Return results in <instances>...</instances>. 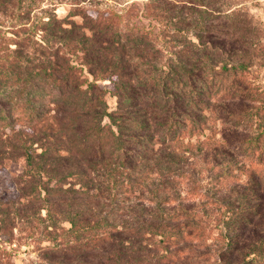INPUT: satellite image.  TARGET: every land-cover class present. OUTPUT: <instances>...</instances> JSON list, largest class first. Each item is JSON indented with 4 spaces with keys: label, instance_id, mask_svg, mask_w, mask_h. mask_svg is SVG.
I'll return each mask as SVG.
<instances>
[{
    "label": "trees",
    "instance_id": "obj_1",
    "mask_svg": "<svg viewBox=\"0 0 264 264\" xmlns=\"http://www.w3.org/2000/svg\"><path fill=\"white\" fill-rule=\"evenodd\" d=\"M39 2L1 5L16 6L22 28L13 48H0V170L22 164L17 198L0 201L1 233L17 225L48 243V264H90L99 251L104 264H199L210 249L216 264H264V77H249L262 60V24L242 8L222 13L230 0H157L159 50L117 14L75 10L66 21ZM196 146L215 167L235 156L248 163V188L225 205L219 235L167 212L183 200L162 190L188 180L184 172L147 183L162 159L176 166ZM233 164L216 174L219 189L237 183ZM95 198L112 204L116 223L76 208Z\"/></svg>",
    "mask_w": 264,
    "mask_h": 264
},
{
    "label": "rangeland",
    "instance_id": "obj_2",
    "mask_svg": "<svg viewBox=\"0 0 264 264\" xmlns=\"http://www.w3.org/2000/svg\"><path fill=\"white\" fill-rule=\"evenodd\" d=\"M3 1L4 0H0V48L8 45L11 49L14 47V43L22 37V28L17 26L16 20V15L20 12L18 13L16 6L9 10L6 9V6H1ZM36 1L38 2V0ZM230 1V4L222 8L221 12L225 13L228 9L242 8L249 15L254 16L255 19L263 25H261V41L264 48V0ZM38 6L54 10L59 19H66V21L70 19L69 15L75 10L81 11L94 18L100 15L104 18L112 12L113 14L119 15V18L116 19L122 26L134 32H147L152 34L151 37L154 40V46L159 50L165 49L161 46L160 42H156V37L160 35L159 30L161 23L159 17H156L157 10H155V7H158L157 0H40ZM71 19L78 23L81 22L78 16ZM191 36L192 34L189 32L188 37L190 38ZM36 38H38V36H36ZM261 55L262 60L256 61L255 65L250 69L249 77L253 81H262L264 77V49ZM166 56H168V54H165L164 59H166ZM73 60L75 61V58ZM75 63H78V61ZM190 153L179 155L180 160H177L178 163L176 166L175 163H170V160L162 159L161 168H159V171L156 176L153 177L152 181H147V183L149 186L152 183H155V186H157L160 183L170 182L169 171L180 170L184 172L188 180H182L181 182H176V184H168L164 190H162L164 191L165 197L183 200L180 211L176 212L172 210L173 207H169L170 209L167 208V212L179 215L182 218L186 217L187 214L192 215L194 216V221L199 224L200 227L211 230V233L215 235H219L224 231L223 213L225 212V205H228L230 200H235L243 189L248 188L247 183H249V179L248 176H245L248 163L241 156L225 159V162L222 161L221 164L223 168L226 167V163H234L231 166V170L233 169L234 171L231 173L236 176L235 181L237 183L227 185L226 189L224 187V189H219V187L215 185L217 180L216 174L224 170L221 166L215 167L210 149L208 147L196 146ZM21 172V161L10 164L5 169L0 170V201H11L17 198L18 191L15 178L19 176ZM90 177L94 178V184L98 183V179H95L94 175L90 174ZM192 186L197 188L196 193L198 194H196V198H191L189 194ZM76 188L78 189V186ZM149 188L152 189V187ZM94 193L96 194V192ZM149 199H151L150 196L145 194L141 201V203L145 205L146 213H150L153 209V205L150 204ZM138 202H134L131 206H135ZM83 203L84 201L76 208L83 210L84 213L89 209L90 216H87L88 219L96 221L100 217L109 214L108 221L110 223L117 222L118 219L114 218L113 212H111L112 204H109L108 201L95 198L89 205L86 204V208L83 206ZM41 214L44 215V211H42ZM62 226L67 228L68 224L62 223ZM206 244L208 245V243ZM47 245L48 243L44 241L39 244L30 241L26 233L19 231L17 225L12 228L11 233L10 231L9 233H1L0 231V256L6 257L10 264H48L45 262V257L40 254V249L47 247ZM203 247H206V245ZM157 253L161 254L162 251H157ZM199 253H202L198 260L199 264H216L218 253L214 249H210L209 252L201 251L198 252V254ZM93 254L90 264H101L102 261L103 264L105 263L103 258L104 255H106L105 252L99 251ZM152 254L155 255L156 253L153 252ZM150 259L151 262L155 260L154 256H151ZM73 264L75 263L73 262Z\"/></svg>",
    "mask_w": 264,
    "mask_h": 264
}]
</instances>
